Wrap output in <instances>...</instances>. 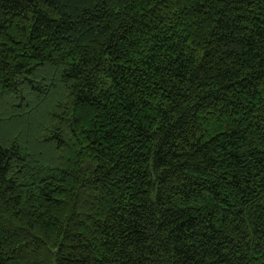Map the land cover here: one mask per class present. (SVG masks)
Wrapping results in <instances>:
<instances>
[{"label":"trees","instance_id":"16d2710c","mask_svg":"<svg viewBox=\"0 0 264 264\" xmlns=\"http://www.w3.org/2000/svg\"><path fill=\"white\" fill-rule=\"evenodd\" d=\"M0 264H264V0H0Z\"/></svg>","mask_w":264,"mask_h":264}]
</instances>
